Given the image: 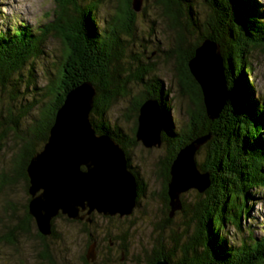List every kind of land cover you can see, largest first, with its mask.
I'll return each instance as SVG.
<instances>
[{
    "label": "trees",
    "instance_id": "obj_1",
    "mask_svg": "<svg viewBox=\"0 0 264 264\" xmlns=\"http://www.w3.org/2000/svg\"><path fill=\"white\" fill-rule=\"evenodd\" d=\"M104 1L114 0H53L55 7L47 15L50 18L47 23L36 27L20 23L4 32L0 31V154L11 149L12 172L24 180L27 189L30 186L27 167L31 159L46 144L66 95L84 82L91 83L96 91L91 112L94 129L98 134L112 136L125 150L127 159L129 157L127 141L120 129L113 130L103 118L124 93L127 84L122 80L125 70L120 66L124 49L121 34L132 33L136 12L134 0H115L117 8L113 20L100 28L97 5ZM154 2L167 21L168 29L174 32L173 52L180 61L178 72L197 109L191 114L188 130L176 132L171 124L166 94L159 81L161 84L151 85L154 89L134 99L131 107L136 118L134 135L141 105L147 99H157L166 112L163 144L179 138L165 168L162 193L168 212L167 222H171L169 219L179 212L171 216L168 195L171 166L181 149L205 136H211L206 145V165L210 169L206 165L199 166V169L210 175L211 187L204 195L198 196L195 204L187 205L181 196L182 213H193L197 222L193 237H186L181 248L178 247L180 237H172L175 245L172 250L166 249L164 237H161L152 248L151 257L147 255L146 262L155 264L165 258L170 264H264V236L254 237L249 232L248 238L243 237L239 243H232L225 232L226 226H231L237 233L243 231V220L249 214L248 201L253 190H264V103L260 104L254 99L255 89L248 78L252 70L250 57L255 51L264 53V15L258 11L257 0H207L205 7L209 12L198 24L196 4L192 0ZM50 39H57L64 46L62 68L56 76L57 80H51L46 87L53 102L26 124L24 120L31 111L26 108L40 109L37 103L25 106L23 102L19 108L15 107L19 94L24 96L20 93V78L23 79L22 71L27 65L44 54L42 47ZM205 40H211L220 47L227 82L226 106L216 120L209 118L202 89L189 67L195 50ZM144 71L149 72L148 69ZM145 73L135 76L137 82H143ZM33 77L31 71L29 82H33ZM5 95L8 97L5 98ZM3 100L9 102L7 108ZM93 116L101 119L99 124ZM11 138L13 147L7 146ZM132 141L134 144L137 142L135 136ZM12 182L11 177L3 175L0 188ZM140 194L142 187L138 181V198ZM35 224L28 205L25 217L0 240V244L16 245L17 235H30ZM53 236L54 225L50 237L43 236L37 228L35 238L40 244V258L48 264H56L47 244ZM94 241V237H89L90 247ZM82 258L84 264H91L85 256Z\"/></svg>",
    "mask_w": 264,
    "mask_h": 264
},
{
    "label": "rangeland",
    "instance_id": "obj_2",
    "mask_svg": "<svg viewBox=\"0 0 264 264\" xmlns=\"http://www.w3.org/2000/svg\"><path fill=\"white\" fill-rule=\"evenodd\" d=\"M84 2V0H81ZM95 1V0H87ZM196 4L195 12L198 24H201L209 10L207 0H192ZM258 11L264 15V0H257ZM55 4L53 0H0V31H5L20 23L30 24L33 27L50 21ZM116 1H104L97 5V18L100 28L111 23L116 13ZM174 32L168 29L167 21L163 19L161 11L156 7L154 0H142L141 11L136 13V23L130 35L121 34L124 46L121 65L122 80L127 82L124 93L107 111L103 120L113 129H120L128 146V159L133 173L137 176L142 187V194L131 216L102 217L97 215L91 225L70 222L64 216L54 220L55 236L49 238L47 244L56 264H84L83 258L91 243L84 230L93 233L96 241L95 264H147L146 257L151 254L155 243L164 237L166 249L172 250L175 245L172 237H180L178 245L181 248L186 237H193L196 231V220L193 213L184 214L179 211L167 222L168 212L163 200L164 173L171 150L179 138L164 143L160 148L147 149L142 143L134 139L135 116L131 110L135 98H140L147 90L154 89L159 81L166 94L167 105L170 108L171 124L176 132L188 130L191 123V114L196 112V105L181 81L179 75V59L174 54ZM41 54L33 59L22 71L20 78L19 101L15 107L19 108L37 103L39 111L31 109L26 116V124L32 122L41 110L47 109L53 102L46 88L51 80L58 77L62 68L64 46L57 39H50L43 45ZM252 70L248 75L255 89L254 99L264 103V53L255 51L250 57ZM141 69H143L141 71ZM145 69L149 72L145 73ZM120 70V69H119ZM33 71V82H29L30 72ZM143 82H137L135 76H141ZM159 83V84H161ZM35 85V86H34ZM8 95H5L7 98ZM5 108L9 105L3 100ZM97 123L101 121L93 116ZM264 141V134L262 135ZM205 144L197 153L195 160L198 166L206 165L207 151ZM13 147V139L7 142ZM11 149L0 154V179L3 175L11 177L13 182L0 188V240L25 217V209L29 205L30 195L23 179L12 172ZM209 168V165H206ZM210 169V168H209ZM255 192V193H254ZM196 190L182 195L187 204H195L199 199ZM248 201L250 208L248 216L243 220V231L237 233L231 226H226L225 232L232 243L240 242L241 238H248L249 232L254 237L264 236V190L252 192ZM88 226V227H85ZM201 227H199V232ZM36 224L32 226L30 235H17L16 245L0 244V264H48L40 258V244L35 238ZM94 241V242H95ZM151 257V255H149ZM149 257V258H150ZM176 261V257L174 258Z\"/></svg>",
    "mask_w": 264,
    "mask_h": 264
},
{
    "label": "water",
    "instance_id": "obj_3",
    "mask_svg": "<svg viewBox=\"0 0 264 264\" xmlns=\"http://www.w3.org/2000/svg\"><path fill=\"white\" fill-rule=\"evenodd\" d=\"M142 0H134L136 13ZM220 47L205 40L189 63L190 71L200 85L207 114L218 119L228 99ZM96 91L91 83L71 90L58 110L49 138L43 149L27 167L29 178V214L38 231L53 235V222L59 216L83 220L81 211L90 217H128L138 200L137 176L129 167L125 150L107 133L98 134L91 121ZM165 110L157 99H147L138 115L136 141L147 149L160 148L165 132ZM211 136L197 138L181 149L171 166L168 195L171 216L183 208L181 196L191 190L205 193L211 187L208 173H202L195 157ZM90 223V218L87 220ZM95 244L87 260L93 262ZM155 264H170L159 259Z\"/></svg>",
    "mask_w": 264,
    "mask_h": 264
},
{
    "label": "flooded vegetation",
    "instance_id": "obj_4",
    "mask_svg": "<svg viewBox=\"0 0 264 264\" xmlns=\"http://www.w3.org/2000/svg\"><path fill=\"white\" fill-rule=\"evenodd\" d=\"M128 161H129V159H128ZM129 167H130V169L132 170V167L129 165ZM165 174H166V172L164 173V176H165ZM165 178V177H164ZM138 179V178H137ZM139 185H140V183H139ZM139 200V199H138ZM138 200H137V204H138ZM80 215L82 216V217H84V219L83 220H69L70 222L71 221H73V222H75V223H82L83 225H91V224H93V222L95 221V218H96V216L97 215H99V216H102V217H105V216H103V215H100V214H98V213H93L90 217L87 215V211H81V213H80ZM118 217V216H117ZM66 218V217H65ZM88 218H90V223L87 221L88 220ZM106 218H110V217H106ZM114 218V217H113ZM119 219H120V217H118ZM67 219V218H66ZM122 219V218H121ZM53 225H54V222H53ZM88 226H85V227H88ZM84 232H85V234H88V237H94V235H93V233H90V232H88V230L86 229V230H84ZM95 244V248H96V241L93 243V245ZM95 248H94V257H95ZM88 252L89 251H87V253L84 255L85 256V258L87 259V255H88ZM90 262V261H89ZM96 262V260H94L93 262H90L91 264H93V263H95Z\"/></svg>",
    "mask_w": 264,
    "mask_h": 264
}]
</instances>
